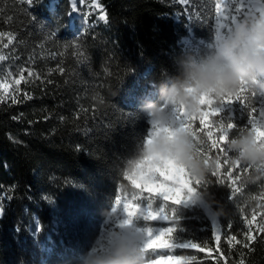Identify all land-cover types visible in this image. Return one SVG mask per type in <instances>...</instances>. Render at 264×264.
<instances>
[{
  "label": "trees",
  "instance_id": "1",
  "mask_svg": "<svg viewBox=\"0 0 264 264\" xmlns=\"http://www.w3.org/2000/svg\"><path fill=\"white\" fill-rule=\"evenodd\" d=\"M97 3L103 7L84 18L83 12L72 16L70 0L31 5L0 0V55L6 57L0 61V83L9 85L7 95L0 88V264H77L102 229L112 226L103 210L116 196L144 208L149 203L152 210L164 208L168 220L138 223L172 227L171 242L192 241L205 249L149 250V258L190 254L195 264H264V233L258 231L264 224V179L242 183L251 166L236 174L231 153L226 160L207 144L201 148L208 158H219L220 175L211 172L203 186L218 202L213 210L223 208L219 216L201 203L177 205L141 192L121 174L150 134L151 123L139 111L142 98L159 100V84L178 74L177 58L207 52L214 42L213 0ZM21 71L27 82L16 91ZM28 71L39 79L28 77ZM260 111L264 94L246 90L221 114L204 118L214 132L221 121H234L237 128L230 133L235 134L248 119H262ZM193 127L200 132L198 120ZM237 186L240 192L232 195ZM253 197L262 205L251 233L255 240L249 242L244 211Z\"/></svg>",
  "mask_w": 264,
  "mask_h": 264
},
{
  "label": "clouds",
  "instance_id": "2",
  "mask_svg": "<svg viewBox=\"0 0 264 264\" xmlns=\"http://www.w3.org/2000/svg\"><path fill=\"white\" fill-rule=\"evenodd\" d=\"M177 66L178 74L159 84V100L142 98L139 111L150 123L158 122L161 131L150 142L146 143L147 138L141 142L137 154L126 161L121 174H132L140 164L143 183L159 190L161 185L153 181L155 177L163 180L164 185L174 186L178 195L184 180L191 179L196 190L188 201L204 204L213 216H219L223 208L213 210L218 202L203 187L219 160L201 154L206 137L191 123L181 127L176 119L177 110L183 109L184 115L195 121L204 116L207 108L227 97L238 96L242 88L264 94V0H253L246 14L229 32L215 37L207 52L182 53ZM224 141L233 160L251 166L252 171L241 178L242 183L264 179V129L242 128L235 134L229 133ZM253 200L254 197L249 202ZM103 215L110 225L123 218L114 205L104 208ZM138 220L134 216L124 227H110L105 233L106 248L103 251L90 248L79 256L77 264H195L196 257L190 254L149 258V249L166 248L172 237L160 235L145 243V232L141 230L144 227Z\"/></svg>",
  "mask_w": 264,
  "mask_h": 264
},
{
  "label": "snow or ice",
  "instance_id": "3",
  "mask_svg": "<svg viewBox=\"0 0 264 264\" xmlns=\"http://www.w3.org/2000/svg\"><path fill=\"white\" fill-rule=\"evenodd\" d=\"M22 3L26 4H33L34 0H21ZM181 3H185L186 0H180ZM214 3V12H215V22H214V28H215V37H219L220 34L224 32H229L231 30V27L233 24L237 22V20L243 16L241 15L242 12L244 11V5L247 4V11L251 8L253 0H228V3L233 5L234 8L229 10V9H222L221 5V0H213ZM97 8H102L103 6L99 3L95 5ZM234 11L236 14H230V12ZM259 11V10H258ZM100 19L103 20L104 22H108V15L107 13H103L100 16ZM4 33H0V36H3ZM8 43H12V37L9 36ZM3 47H7V45H3ZM6 57L4 55H0V61H4ZM88 60L87 56H83V59L81 60V63H85ZM61 73L64 72L63 68L58 69ZM54 71V69H49V72L51 73ZM9 76H11V73H8ZM28 77H35L36 79H39V74L34 73L32 71H28ZM21 81L27 82V79L25 75L23 74V71L19 73V79H15L14 83L17 86L16 91H19V85ZM50 82V81H49ZM9 85L0 83V88H3L4 94L7 95V90H8ZM247 89L242 88L240 91V94L238 96H233V97H227L224 100L220 101L217 105H214L210 108H207L205 110V113H207V117L213 115V114H221L224 110V108L228 105L235 104L237 101L241 100V94L244 93ZM255 95V94H253ZM3 96H0V99H3ZM25 99H32L31 96H28L27 93H25ZM17 100L15 97H12V103H16ZM252 112H256V109L253 108ZM260 117L262 119L256 120V119H248L247 126L243 128L247 129H252L256 130V128H261L264 129V111L259 112ZM205 119L204 116L200 117L199 125H200V134H204L206 137V144L208 149L215 150L216 153H223L225 156V159L227 160L228 152L226 147H225V141L222 139V137L227 136L230 133V130H235L237 128V125L235 124L234 121L228 120L230 122L224 123L221 121L218 125L215 126V132L213 131V128L209 125V120ZM177 121H179V124L181 127L187 126L189 123L192 124L193 127V122L190 121L188 117L184 115L183 109H178L177 110V116H176ZM196 121V120H195ZM152 129L149 134V136L146 139V143L150 142L151 139L155 134L161 131V127L159 126V123L156 121H153L152 123ZM194 128V127H193ZM195 129V128H194ZM242 129V128H241ZM240 129V130H241ZM196 130V129H195ZM239 130V131H240ZM80 149H77L79 151ZM201 151V149H200ZM201 154L205 156V158H208L205 152L201 151ZM219 160V158H218ZM219 167L220 165L218 164L217 168L211 173L213 176H219ZM231 168L236 169V174H239L241 169L246 167V165H243L240 163L238 160H233L231 165ZM163 176V173H161ZM232 173H229L228 179H231ZM124 178L131 183L132 186H134L136 189H139L141 192L144 190H147L148 193H155L158 197L163 198V201H173L175 204H181L183 202H187L191 198V193L195 192L196 188L193 186V181L191 179H185L184 182L180 185L179 188V195L177 194V190L174 186L170 185H164L163 180H155V177H153V181L156 184H160L161 188L159 190L154 189L151 187L148 183H143L144 181V173L141 170V165L137 164L136 168L134 169L132 174L125 173ZM220 183H224L223 180L220 181ZM236 181L232 180V184L236 185ZM196 185L199 184V181L195 182ZM240 188L234 187L231 190V194L234 195L235 193H239ZM44 199H48L45 197ZM49 202H52L49 200ZM121 197L116 196L115 197V202L114 206L118 209H120L122 213L123 218H118L116 223L112 225L113 227H124L133 217H138L139 219H143L146 221H156L158 219L160 220H168L169 217L164 214V208H160L159 211H153L152 210V205L149 203L147 208H143L141 204L139 203H133L131 200H125L122 204ZM4 214V207L3 205H0V216ZM215 223V221H214ZM256 223V214L253 213L252 217L250 220L247 221L248 229L249 231L246 232L244 235L246 239L251 242L255 240V236H253L252 233V226L253 224ZM107 228H103L99 237L95 241V245L93 246V251H103L106 248V245L108 241L105 239V232ZM142 231L145 232V243H147L148 239L155 238L160 235H165L167 236L169 233H172L176 231V229L172 227H161L158 230H154L152 227H144L141 229ZM258 231L261 233H264V224L260 225L258 228ZM220 237L219 235L216 236V240H219ZM231 239H235V237H232ZM248 245H245L247 247ZM197 249L201 252L205 251L204 248H200V245L197 243H193L192 241H187L183 243H174L171 242L166 248H153L149 250H157V249ZM148 250V252H149ZM161 255H158L159 257ZM241 264L243 262L241 261Z\"/></svg>",
  "mask_w": 264,
  "mask_h": 264
},
{
  "label": "rangeland",
  "instance_id": "4",
  "mask_svg": "<svg viewBox=\"0 0 264 264\" xmlns=\"http://www.w3.org/2000/svg\"><path fill=\"white\" fill-rule=\"evenodd\" d=\"M180 1V0H178ZM89 2V3H88ZM73 4V11H72V16H79L81 15V13H84V18L89 17L93 12L98 11L100 8L95 7V5L97 4V0H73L72 2ZM185 4V3H184ZM221 5H222V9H233L234 6L228 3V0H221ZM83 6V7H82ZM82 7V8H81ZM247 12V4L244 5V11L242 12L241 15L246 14ZM103 13H101L99 15V17L102 15ZM230 14H236L234 13V11L230 12ZM184 42L186 45H190V41L188 39H184ZM19 79V78H18ZM151 129H152V124H151ZM151 132V130H150ZM126 199L121 198L122 204ZM130 200V199H127ZM121 204V207H122ZM183 204L185 205H198L199 203H191L190 201L187 202H183ZM261 199L260 198H254V200L250 203L248 202L247 205L245 206V213H244V217L246 220V225H247V221L251 219L253 213L256 214V223L253 224L252 226V230L257 227L258 224V216L261 212ZM144 208V207H143ZM120 210V209H119ZM153 211H159V210H153ZM142 227H148V226H144L141 225ZM112 227V226H111ZM154 230H158L161 227H152ZM247 229H248V225H247ZM249 230V229H248ZM108 231V229L106 230V232ZM105 232V233H106ZM158 255H172V254H167V253H155V256L157 257ZM155 257V258H156Z\"/></svg>",
  "mask_w": 264,
  "mask_h": 264
},
{
  "label": "bare ground",
  "instance_id": "5",
  "mask_svg": "<svg viewBox=\"0 0 264 264\" xmlns=\"http://www.w3.org/2000/svg\"><path fill=\"white\" fill-rule=\"evenodd\" d=\"M70 1H71V4H72L73 0H70ZM72 8H73V4H72Z\"/></svg>",
  "mask_w": 264,
  "mask_h": 264
}]
</instances>
